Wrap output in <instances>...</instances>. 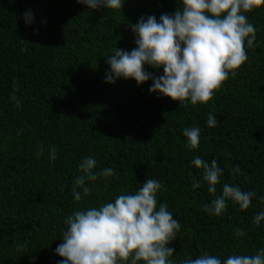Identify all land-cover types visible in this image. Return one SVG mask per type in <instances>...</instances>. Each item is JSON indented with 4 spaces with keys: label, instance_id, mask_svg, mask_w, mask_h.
Here are the masks:
<instances>
[{
    "label": "trees",
    "instance_id": "trees-1",
    "mask_svg": "<svg viewBox=\"0 0 264 264\" xmlns=\"http://www.w3.org/2000/svg\"><path fill=\"white\" fill-rule=\"evenodd\" d=\"M178 7L180 0H125L120 10L77 0H0V264H59L67 217L133 194L147 179L161 184L157 205L167 204L181 225L167 245L172 264L204 253L224 264L264 248V220L254 222L264 212V6L245 14L256 29L254 45L245 41L247 62L207 105L150 92L152 79L106 81L116 49L137 47L130 25L159 21ZM209 114L215 127L207 125ZM191 127L200 129L196 149L183 135ZM86 157L97 161L98 175L86 180L87 196L77 188L76 201ZM196 157L222 170L215 194ZM105 168L113 175L100 176ZM224 184L255 192L250 207L228 199L222 215L205 211Z\"/></svg>",
    "mask_w": 264,
    "mask_h": 264
},
{
    "label": "clouds",
    "instance_id": "clouds-1",
    "mask_svg": "<svg viewBox=\"0 0 264 264\" xmlns=\"http://www.w3.org/2000/svg\"><path fill=\"white\" fill-rule=\"evenodd\" d=\"M90 9L105 7L120 10L125 0H77ZM173 15L163 14L157 21L155 16L130 25L136 34V48L130 52L116 49L107 59L110 71L106 81L115 83L123 78L134 79L138 85L153 80L150 92H158L183 105L190 102L207 105L228 80L233 77L247 60V47H252L256 29L245 15L264 6V0H180ZM26 21L32 20L31 13L25 14ZM163 69V75L154 77L144 66ZM13 100L17 98L13 95ZM17 100V106H19ZM217 120L211 114L207 125L215 127ZM183 135L188 147L196 149L200 141V129L185 128ZM38 157L40 153L37 154ZM51 158L55 159V149ZM193 164L203 170V180L208 184V192L215 194L220 183L222 170L216 160L209 165L196 157ZM97 161L86 157L80 163L82 175L75 180L73 194L81 200L77 188H82L85 196L90 189L87 181H95ZM235 171H239V166ZM100 176L113 175L111 168H105ZM197 182L193 188L199 187ZM161 184L147 179L133 194H121L114 202H106L99 207L75 211L67 217V230L56 253L62 257L59 264H172L170 257L174 249L167 245L176 239L180 223L168 211L167 204L157 205V193ZM255 192H244L237 186L224 184L222 195L217 196L204 210L220 216L226 210V200L230 199L242 210L251 205ZM264 220V212L254 217L259 224ZM244 235L242 230L236 233ZM183 264H221L214 255L204 253L195 259H186ZM224 264H264V248L254 255H232Z\"/></svg>",
    "mask_w": 264,
    "mask_h": 264
}]
</instances>
